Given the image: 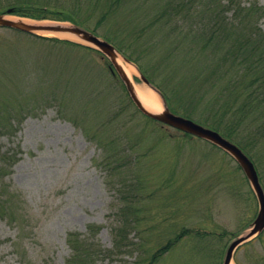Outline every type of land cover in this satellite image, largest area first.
<instances>
[{
	"label": "rangeland",
	"instance_id": "1",
	"mask_svg": "<svg viewBox=\"0 0 264 264\" xmlns=\"http://www.w3.org/2000/svg\"><path fill=\"white\" fill-rule=\"evenodd\" d=\"M59 1L69 7L74 0ZM81 1L83 15L89 2ZM170 1L128 0L109 23L98 22L99 11L90 23H98V32H114L125 23L127 29L119 28L116 37L128 53L173 102L175 97L182 106L196 105L207 114L208 102L197 106L191 96L199 99L208 92L212 98L211 89L232 80L238 68L226 73L228 66L217 62L224 54L219 50L212 63L202 55L190 60V48L206 39V29L197 14L174 19ZM239 1L264 6V0ZM207 2L193 0L194 13L206 12ZM260 26L264 30V17ZM40 35L45 38L0 27V110L12 115L11 125L0 127V264H68L73 233L112 249L121 209L133 204L141 219L129 239L143 241L146 250L133 245L99 264H133L139 253L149 257L182 228L209 235L181 238L155 264H223L228 246L249 231L260 208L237 161L203 139L144 115L100 53L52 40L79 42L72 38ZM216 63L223 66L213 71ZM133 78L163 103L139 74ZM254 155L264 188V144ZM238 261L264 262V232L236 250L233 262Z\"/></svg>",
	"mask_w": 264,
	"mask_h": 264
},
{
	"label": "trees",
	"instance_id": "2",
	"mask_svg": "<svg viewBox=\"0 0 264 264\" xmlns=\"http://www.w3.org/2000/svg\"><path fill=\"white\" fill-rule=\"evenodd\" d=\"M126 1L128 0H87L89 8L87 11L85 9V14L82 15L79 13L83 3L81 0L72 1L71 5L73 6L69 7H67V4L60 3L59 0H0V14L10 13L33 19L71 21L102 36L114 44L125 57L139 67L151 83L162 92L174 113L189 117L211 127L240 146L255 163L261 180L259 163L254 152L261 144H264V30L260 26V21L264 17V6H260L257 3L244 5L239 0H226L225 2L222 0H208L206 12L199 9L194 13L193 0H178L177 4L176 0L169 2L170 9L174 10V19L176 17L178 21L180 15L187 17L197 14L202 19V23H200L202 31L206 29V39H202L203 42L200 40L194 42L195 47H199V51H196L195 47L194 49L190 48L192 52L189 56L190 60L202 55L203 58L206 56L205 59L212 63L219 56L216 53L219 50L223 51L222 53L224 54L218 57L217 62L222 61L223 65L228 66L226 73L232 67L238 68L232 80L223 85L217 84L211 89L215 90L212 98H208V92L201 94L199 99L196 96H191V99L197 100V106H203L201 104L202 101L205 105L207 104L206 101L208 102L207 107L203 108L207 111V114L205 112L202 114L194 109L196 105H192L191 108L182 106L175 100V97L173 102L169 93L165 92V89L154 80L148 73V69L139 62L138 58L134 57L132 53H128L116 37L119 28H126L125 23H119V28L117 27L114 32H98L96 28L98 23H96L95 27L90 23V16L98 11L100 13L98 22L100 24L104 21L108 22L109 18H111L110 16L121 12ZM157 20H160V18H157ZM35 36L42 39L45 38L39 35ZM52 40L100 53L92 47L69 40ZM205 51L207 52L206 54ZM223 65L216 63V65L211 66V69L215 71L217 67ZM197 91L199 92V90ZM175 95L176 92L174 91ZM11 121V113L0 110V127H8L9 124L11 125ZM2 200L0 196V203ZM2 205H0V209ZM137 208L133 204L121 209L122 223L114 228L112 249L104 248L96 240L88 242L86 238H81L80 234H70L69 243L72 248V257L68 260V264H99V261L104 257L111 259L114 255L128 252V248L133 245L137 250L142 248L146 250L143 241L138 243L129 239V232L138 227V221L140 222L141 219L139 217L141 210L139 211ZM96 229L98 231L100 228L96 227ZM90 232H92L91 235L96 234L92 229H90ZM198 234L209 235L208 232H202L199 229L182 228L177 237L168 238L149 253V257H144L139 253L133 264H155L162 254L171 250L176 244L178 245L181 238L191 235L198 236ZM260 236L261 234L258 238ZM238 264L241 263L238 261Z\"/></svg>",
	"mask_w": 264,
	"mask_h": 264
},
{
	"label": "water",
	"instance_id": "3",
	"mask_svg": "<svg viewBox=\"0 0 264 264\" xmlns=\"http://www.w3.org/2000/svg\"><path fill=\"white\" fill-rule=\"evenodd\" d=\"M9 12H11V10H9ZM8 14L9 13L0 14V27L13 28L29 34L66 32L74 35L85 44L98 49L109 59L113 72L117 73L122 79L132 101L144 115L169 125L175 129L183 131L184 133H189L193 136L206 140L227 152L237 161L254 188L260 208L256 219L251 224L250 230L234 239L229 245L223 264H232L236 250L242 244L252 240L264 231V189L260 182L255 164L242 150V148L226 138L219 131L207 127L193 119L174 113L168 106L164 95L160 93L158 89L152 85L150 80L138 69L139 78L147 85L154 87V89H156L160 94L163 101V108L160 111L152 112L148 110L139 99L135 90L134 82L124 69L123 64L119 61V55L121 53L112 43L98 36L94 32L75 24L68 25L54 22H29L24 19H13L9 17ZM124 58L128 62H131L126 57Z\"/></svg>",
	"mask_w": 264,
	"mask_h": 264
},
{
	"label": "bare ground",
	"instance_id": "4",
	"mask_svg": "<svg viewBox=\"0 0 264 264\" xmlns=\"http://www.w3.org/2000/svg\"><path fill=\"white\" fill-rule=\"evenodd\" d=\"M49 34H57L64 37L72 38L73 40L76 41H81L74 35L66 32H57V33H49ZM119 61L120 63L123 64L124 69L130 76L132 81L134 82L136 93L139 99L142 101L143 105L152 112L160 111L163 108V103H161L158 95L150 88L138 86L135 84L133 77L134 75L139 74L137 67L133 63L128 62L121 54L119 55ZM232 264H235V262H232Z\"/></svg>",
	"mask_w": 264,
	"mask_h": 264
}]
</instances>
